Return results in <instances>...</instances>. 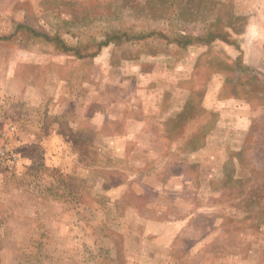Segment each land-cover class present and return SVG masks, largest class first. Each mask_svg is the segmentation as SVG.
Instances as JSON below:
<instances>
[{"label":"rangeland","instance_id":"374dc122","mask_svg":"<svg viewBox=\"0 0 264 264\" xmlns=\"http://www.w3.org/2000/svg\"><path fill=\"white\" fill-rule=\"evenodd\" d=\"M260 1L0 0V264H264Z\"/></svg>","mask_w":264,"mask_h":264},{"label":"crops","instance_id":"0c3cea01","mask_svg":"<svg viewBox=\"0 0 264 264\" xmlns=\"http://www.w3.org/2000/svg\"><path fill=\"white\" fill-rule=\"evenodd\" d=\"M264 1V0H263ZM263 1L258 2V4L261 5V7L263 8V13H264V5L262 4ZM262 11H260L259 13H261ZM254 20V18L252 19V21ZM260 22V24L262 23V29L264 30V17L262 16L261 18H259L258 20ZM264 40V39H263Z\"/></svg>","mask_w":264,"mask_h":264}]
</instances>
